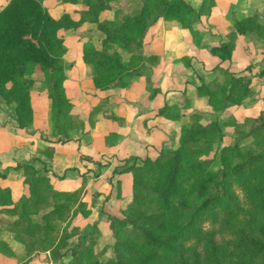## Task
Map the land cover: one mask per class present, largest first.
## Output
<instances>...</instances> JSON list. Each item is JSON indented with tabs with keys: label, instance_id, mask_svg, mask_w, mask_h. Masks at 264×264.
Wrapping results in <instances>:
<instances>
[{
	"label": "trees",
	"instance_id": "trees-1",
	"mask_svg": "<svg viewBox=\"0 0 264 264\" xmlns=\"http://www.w3.org/2000/svg\"><path fill=\"white\" fill-rule=\"evenodd\" d=\"M81 1L94 12L111 0ZM39 2L11 0L0 11V97L7 105L14 104L16 125L26 129L33 119L29 93L33 79L25 74L38 67L40 81L49 86L48 124L53 140L67 141L75 128L73 103L66 95L67 63L62 58L66 50L57 32L79 27L81 20L68 14L54 18ZM206 2L210 9L215 4L203 0L195 9L187 0H142L137 12L104 21L96 18V11L89 22L95 23L106 45L86 41L82 46L93 87H121L141 74L144 39L159 18L176 22L198 40L201 36L194 24L208 14V8L202 9ZM233 24L226 41L209 47V53L221 61L231 59L237 34L256 35L264 42V23L256 15L236 18ZM110 46L126 51L129 58L125 60L118 50L109 52ZM244 71L233 73L215 66L200 78L196 95L216 113L241 105L250 93V78ZM158 92L155 89L152 95ZM262 101V110L253 118L242 124L232 117L225 122L235 127L234 141L221 146L212 158L206 144L211 135L222 132L218 119L204 122V115L195 109L185 113L190 108L187 98L158 111L178 121L185 114L187 121L183 119L172 149L133 158L119 170L131 173V196L120 204V216L108 215L113 250L104 262L95 252L94 238L69 244L73 229L68 232V227L82 206L77 191L55 189L29 163L17 165L26 171L24 191L17 201L9 188H0V214L14 217L10 238L27 253L40 249L55 261L69 254L70 260L61 264H264V95ZM0 254L16 257L6 240H0Z\"/></svg>",
	"mask_w": 264,
	"mask_h": 264
},
{
	"label": "crops",
	"instance_id": "crops-1",
	"mask_svg": "<svg viewBox=\"0 0 264 264\" xmlns=\"http://www.w3.org/2000/svg\"><path fill=\"white\" fill-rule=\"evenodd\" d=\"M10 1L0 0V11ZM250 1L255 3V6L253 9H241L247 11L244 14H230L221 11L210 13L209 23H203L204 26L199 31V37H201L198 40L193 39L187 29L176 28L177 30H170L164 34L162 38V51L165 48L163 53L166 54L164 62L160 56L161 64H159V60L158 64L151 67L148 76L140 74L141 76L139 75L131 82L127 93H132V97L125 99V96H122V92L125 90L120 91L121 95H113V98L101 97L103 95L99 93L103 91L92 87L94 94L88 97L104 101L107 107L112 103L113 114L106 113L105 110L103 113L102 110L91 112L93 109L91 107L90 111L85 113V129L77 133L74 132V134L71 133L70 139L67 141L56 142L49 135L47 95L44 87V90L40 91L44 96L42 109L33 106L32 131L29 128L24 129L16 125L13 107L7 105L0 97V172L5 174L4 177H0V181H3L0 188H9L12 200L17 201L24 191V184L20 173L12 167L16 163H30L39 173L48 174L55 189L76 190L86 180L93 181L95 186L93 192L95 195L98 194L96 200H99L100 209L102 208L103 212L111 211L110 207H103L106 203L105 197L109 196L108 200L110 199L112 202L116 200L128 201L131 193V173L119 172V168L122 169L128 165L129 159H140L152 155L164 145L172 146V142L173 146L177 144L180 121L167 119L158 114L165 104L171 105L187 98L193 108L200 110L202 106L205 107L204 98L198 97L195 90L201 84L200 78L208 76L215 66H221L233 73L243 72L249 66L250 74L262 76L261 72H264V42L254 40L251 35L237 34L230 60L221 61L209 53L210 46L227 40L228 34L234 30L231 24L234 19L255 13L261 2L264 5V0H240L239 4L245 3L248 6ZM56 4L61 6L63 3L57 2ZM56 4L47 5L45 3L50 12L58 8ZM217 6L218 4L213 6V9H217ZM63 12L49 14L54 18H59L67 14ZM260 13L261 18H264V6ZM173 35H179V39L174 46H170ZM82 46L81 42L75 61L67 60L69 48L68 56L64 57L65 62L70 64L64 81L69 99L71 98L67 91L69 80H75L78 86L86 80L85 73L77 71L86 67L82 59ZM67 47L69 46L67 45ZM166 60L169 62H165ZM140 82L144 86V91L141 93ZM253 83L252 86L258 89L257 85ZM155 89L159 92L152 95ZM83 90L84 88H80L79 98L83 97ZM84 93L87 94V91ZM263 93L264 89L259 93H254L255 97L259 95V98L253 100V105L248 103L249 105L241 107V117H254L259 113L263 106ZM76 97L78 96L76 95ZM89 98L87 101L90 100ZM73 105L77 104L73 103ZM254 110L255 113L252 114ZM235 116L238 117V115ZM105 156H108V161H103ZM96 162H105L106 165L99 168ZM105 175H108L107 181L104 180ZM93 210L95 209L93 208ZM4 240L14 251L11 243L15 241L8 235ZM14 253L16 255V251ZM0 258H3L4 263L11 264V261L16 257L9 258L0 254Z\"/></svg>",
	"mask_w": 264,
	"mask_h": 264
},
{
	"label": "rangeland",
	"instance_id": "rangeland-1",
	"mask_svg": "<svg viewBox=\"0 0 264 264\" xmlns=\"http://www.w3.org/2000/svg\"><path fill=\"white\" fill-rule=\"evenodd\" d=\"M39 1H40L39 3L48 11V13H61V11H64L63 13H67L68 17L71 18L72 20H79V19L81 20L79 27L60 29L59 32H57V35L60 38H62L63 45L65 46V50H66L65 54L62 56L64 61H66L64 58L65 55L68 56V48L70 49V52H69L68 59H67V56H66V59L75 61L76 55L79 53V46L81 45V42L84 43L86 41H92L97 46L106 45L102 42V39H101L102 33L99 32L97 29H95V23L89 22V19L95 17L94 15L96 14L95 13L96 11L98 13L96 14V18L98 20H101V21L111 20L123 14L137 12L140 9L141 4H142V0H111L107 5L103 6V8H101L100 10H98L97 8L96 11L93 10L94 12H91V10L88 8V5L84 1H81V0H79V2L76 0L72 2L70 1L62 2L61 0H39ZM85 1H91V0H85ZM187 1H189L195 9H198L200 8V5L203 0H187ZM239 1L240 0H233V1L230 0V2L229 0L228 1L214 0L215 2L214 7L218 4L217 9H213L214 7L210 9L209 3L206 2L204 5V8L202 7V9L208 8L209 10L208 14L202 15L199 21L195 22L194 24V30L196 33H198V36L200 35V32H199L200 28L204 26L203 23L204 22L206 24L209 23L208 18L210 16V13H218L217 11L219 12L221 11L223 13H230V14L231 13L244 14L247 11L241 10V9H244V8L253 9V7L255 6V3H252L251 1L249 2L248 6L245 3H242V5H240ZM57 2H59L60 4L63 3L65 5L62 4L61 6H59L56 4ZM45 3L47 5L51 3L52 4L55 3L56 6H58V8H56V10L53 9L50 12V10H48V7L45 5ZM261 5H263L262 2L260 3V5H258V11L256 9L255 13H251L253 11L250 10L251 14L249 15V17L256 15L257 21L259 22L262 21L264 23V18L263 17L261 18V15H260L261 14L260 10L262 9L264 5L262 7ZM233 22L231 23L232 29H234ZM176 28L181 29L176 22H173V21L168 22V21L163 20L162 18L157 19L149 26L146 37L144 39L143 48L141 50V54L144 57L142 62L140 63L142 65L141 70H140V73L142 76H148L149 70H151V67H154L156 64H158L159 60L161 59L160 56H162V61L164 62L166 54L163 53L165 51V48L162 51V46H163L162 38L164 37V34L168 33V31L174 30ZM251 38H253L254 40H260L259 38H257L256 35H251ZM177 39H179V35H173L170 46L172 45L174 46ZM67 45L69 47H67ZM107 50L109 52L118 50L125 60L129 58V54L126 51L119 49L116 46H110L107 48ZM165 62H169V61L166 60ZM159 64H161V60ZM69 66L70 64H67L65 66V73L69 71ZM77 71H83V73H85L86 80L83 83H81L80 86L76 85L77 82L73 79H70L67 84V91H68L69 96L71 97L70 101L71 102L73 101L72 103L77 104V105H73L71 109V115L74 117L72 121L74 123L75 128L70 131V134L71 133L74 134V132L77 133L85 129L86 127L85 126V123H86L85 113L87 111H90L91 107L93 108L91 109V112L93 110H95L96 112H100L102 110V113H103L105 110L106 113H109V114L112 113V105H111L112 103L107 107L104 101L102 102V100L101 101L95 100L94 98L90 99L88 97L89 95L91 96V94L92 95L94 94V90L92 89L93 85H91L92 82H91V77H90V74H91L90 67L86 65V67L80 70H77ZM249 72L250 71H244V74H246V76L250 78V83H249L250 93L248 94V96L245 98L244 102L241 105H233V106L228 107L226 110L222 111L221 113H216V112H212L210 108L206 106V104H205V107L202 106L200 110L193 108L191 104H189L190 108L187 111H185V113H190L192 112L193 109H195V111H200L204 115L203 116L204 122L211 121L214 118L220 121L219 123L222 128L221 134H219V136L211 135L207 140L206 148L209 150L208 158H212L213 156L215 157V155L218 152V149L221 146L225 144L233 143L234 138H235V127L226 126L225 124V122H228L230 120L229 119L230 117L234 118L239 124H242L247 119L252 117V116L241 117V112H240L241 107L243 108L248 103L253 105V102H254L253 100L257 97L259 98V95L255 97L254 93L255 94L259 93L260 90L264 89V75L255 76L252 73L250 74ZM25 77L27 78L30 77L33 79V83L29 87L30 104H31L32 111H33V106H36L37 108L40 107L42 109L43 103H44V98H43L44 96L41 95L40 91L44 90L43 89L44 87L46 89L45 93L47 96H48V91H49V86H47L46 83H44L43 81H40V78H42V72L38 69V67H35L33 74H25ZM133 80L134 79H130L129 84L127 85L125 84L121 87L117 86V87L110 88L108 90H100L103 92L99 94L103 95L101 97L113 98V95H117V94L121 95L120 91L125 90L122 92V96L124 95L125 99L127 97H132L133 95L132 93H127V90H128L127 88L129 87V85L131 84ZM252 82H254L255 85H257L258 89L252 86ZM80 88H84V90L82 91L83 97L81 98H79ZM139 90H140V93L144 91V86L141 82H140ZM86 91L88 95L84 93ZM76 95L78 97H76ZM88 98L90 99L89 101H87ZM204 102H205V99H204ZM9 105H11V107H14L13 103ZM46 106H48V109H49L48 97L46 99ZM254 113H255V110L252 112V114ZM235 115H238L239 118L236 117ZM13 116H14V109H13ZM183 116L184 117L181 118L182 120H180V122L178 121L179 125H181V123L184 120L185 122L187 121V115L184 114ZM47 123H48V114H47ZM31 124L27 128L31 129L32 131ZM178 128L180 127L178 126ZM34 133L35 131L33 132V134ZM49 135L51 136L52 140L56 138L51 133V130H50ZM169 146L170 145L167 144L160 148H164L168 150L172 149L174 147L173 142H172V146L170 147ZM153 155L154 154L152 153L151 156L154 157ZM107 157L108 156H105L103 158V161H108ZM130 161H132V159H129L127 163H131ZM101 164L104 165L105 162ZM17 165H21V163H16V165H14L12 168L15 171L19 172L20 177L24 179V175H26V171L20 168L21 166L19 167ZM119 169L121 170V168ZM41 174L46 175L49 178L48 174H45V173H41ZM105 176H104V180L107 181L108 175H105ZM50 184H51V180H50ZM0 185H3V181H0ZM94 187L95 186L93 184V181H90L88 179L84 182V184L81 187L76 189L78 193V201L82 202V206H80L81 208H78V213L75 215V217L73 218V220L71 221L68 227V232H70L71 229H73L72 230L73 236L68 241H72L71 243H69L71 245L73 241L76 242L78 239L88 242L90 239L94 238L95 252L100 253V259L102 262H104L107 258H109L112 255V250H113L112 248L113 237H112L109 225H108L109 224L108 215L120 216L119 206L123 201L116 200L115 202H112L110 199L108 200L109 196L105 197L106 203L103 205V207L104 208L110 207L111 211L103 212V209L102 208L100 209L101 206L99 204V200L98 199L96 200V197H98V194L96 193L97 195H95V192H93L95 189ZM68 191H71V190H68ZM130 196H131V193H130ZM77 206H78V202L75 204L74 209L77 208ZM93 208L95 210H93ZM13 221H14V217H10L5 214H0V240H4L6 238V235L10 236V229H11V224ZM11 244L14 247V251H16V258L11 261V264H61V262L67 263L71 257L69 254H67L64 257H62L60 261L58 260L55 261L51 257V254L47 253L46 251H41L40 249H38L36 250L37 251L36 253H27L21 244L17 242H12ZM69 244L67 243V245ZM0 264H6L4 263L3 258H0Z\"/></svg>",
	"mask_w": 264,
	"mask_h": 264
}]
</instances>
